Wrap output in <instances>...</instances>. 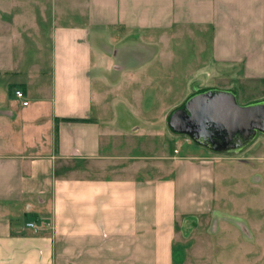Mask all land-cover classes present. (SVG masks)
Returning a JSON list of instances; mask_svg holds the SVG:
<instances>
[{"label": "crops", "instance_id": "0c3cea01", "mask_svg": "<svg viewBox=\"0 0 264 264\" xmlns=\"http://www.w3.org/2000/svg\"><path fill=\"white\" fill-rule=\"evenodd\" d=\"M7 1L0 264H176L190 221L217 212L216 160L234 154L185 134L200 154L175 143L169 116L198 92L160 102L173 89L177 41L203 57L214 83L205 89L241 104L264 93V0ZM42 40L47 56L31 54L28 66V44Z\"/></svg>", "mask_w": 264, "mask_h": 264}, {"label": "rangeland", "instance_id": "374dc122", "mask_svg": "<svg viewBox=\"0 0 264 264\" xmlns=\"http://www.w3.org/2000/svg\"><path fill=\"white\" fill-rule=\"evenodd\" d=\"M6 2L0 0V17L4 15L1 6ZM44 41L39 49L33 42L28 44V66L34 53L37 52L38 57L40 52L47 56ZM194 47V42L178 38L177 59L172 65L173 89L169 96L160 98V102L180 104L190 87L198 88L199 92L205 89L204 85L214 84L207 68L202 67L203 57L191 60ZM48 64L49 61L44 60L36 63L40 73H44ZM6 85V79L0 80V86L5 90ZM262 88L264 90V85ZM263 99L262 90L252 89L247 96L239 98V102L244 105L249 104L248 101ZM149 136L146 131L141 139L149 141ZM175 143L182 145V154H200L203 151L182 134L176 136ZM225 157L216 160L214 206L217 212L212 217L190 221L193 225L188 224L184 231L183 243L177 241L176 264H264V135L258 133L247 147Z\"/></svg>", "mask_w": 264, "mask_h": 264}, {"label": "water", "instance_id": "95a60500", "mask_svg": "<svg viewBox=\"0 0 264 264\" xmlns=\"http://www.w3.org/2000/svg\"><path fill=\"white\" fill-rule=\"evenodd\" d=\"M169 125L211 150L235 153L264 135V99L243 105L229 90L205 89L174 109Z\"/></svg>", "mask_w": 264, "mask_h": 264}, {"label": "built area", "instance_id": "2783aa9c", "mask_svg": "<svg viewBox=\"0 0 264 264\" xmlns=\"http://www.w3.org/2000/svg\"><path fill=\"white\" fill-rule=\"evenodd\" d=\"M16 97L21 101L23 105H26L28 102L24 100L23 93L20 90H15ZM29 226H33V223H28Z\"/></svg>", "mask_w": 264, "mask_h": 264}]
</instances>
